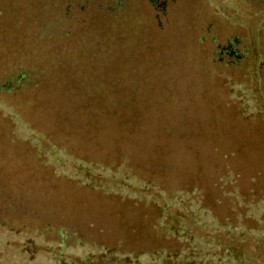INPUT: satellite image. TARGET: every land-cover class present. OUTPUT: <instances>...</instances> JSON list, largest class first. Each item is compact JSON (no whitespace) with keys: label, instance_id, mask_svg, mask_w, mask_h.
Wrapping results in <instances>:
<instances>
[{"label":"rangeland","instance_id":"374dc122","mask_svg":"<svg viewBox=\"0 0 264 264\" xmlns=\"http://www.w3.org/2000/svg\"><path fill=\"white\" fill-rule=\"evenodd\" d=\"M121 1L0 0V82L23 67L36 80L0 90V101L58 143L80 147L76 132H59L46 111L93 110V100L80 106L82 91L105 96L109 108L86 136L101 141L93 158L119 148L132 174L161 178L172 193L202 186L221 194L226 164L244 189L253 179L264 194V0ZM229 44L238 58L219 52ZM14 129L0 114V264H57L58 255L61 264H152L103 251L82 257L89 248L79 239L104 237L125 251L156 246V214L144 202L79 186L44 165ZM59 233L72 247L45 242Z\"/></svg>","mask_w":264,"mask_h":264},{"label":"trees","instance_id":"16d2710c","mask_svg":"<svg viewBox=\"0 0 264 264\" xmlns=\"http://www.w3.org/2000/svg\"><path fill=\"white\" fill-rule=\"evenodd\" d=\"M114 1L115 8L122 6L121 0ZM150 1L155 7L161 5L160 0ZM228 56L236 58L232 53ZM71 64L69 62V65ZM25 83L33 85L36 80L23 67L19 68L13 77L0 82V90L15 92ZM258 98L264 102L263 95ZM92 100L98 103L97 108L93 110L86 109L73 114L68 107L60 106V110H50L49 114L46 111L45 114L47 118H51L59 132L66 135L76 132L80 147L58 143L52 135L53 132L44 131L25 120L14 108L0 101V114L11 118L15 133L32 143L37 154L43 156L41 159L44 165H51L62 175L76 181L79 186L103 190L119 200L133 201L134 204L144 202L156 214L150 226V232L156 235L153 240L157 242L156 246L140 251H125L106 242L104 237L93 241L79 239V247L89 248L82 257L89 258L96 254V251H103L105 254L113 253L118 258L135 257L139 259L138 262H141L142 257L152 264H264V194L256 192L253 179L252 187L249 190L244 189L240 184V173L225 164V170L220 175L221 194L215 193L213 189L205 190L202 186L181 187L172 193L167 190L166 182L161 178L132 174L131 165L119 157V148L116 149L115 156L108 159L93 158L90 150L101 141L96 140L94 145L86 136L96 135H93L92 130L96 132L98 123L103 120L105 111L109 108L105 106V102L109 101V98L90 91H82L78 97L80 106L92 105ZM111 104L112 102H109L108 105ZM60 112L63 114L60 115ZM75 125H78V129L66 127ZM103 173L111 175L116 181L114 179L108 183L100 177ZM151 187L154 191H151ZM221 204L227 207L224 213L218 209ZM96 223L89 221L88 225L94 228ZM59 234L58 239L51 238L46 241L41 237L40 241L55 244L60 252L72 247L66 243V235ZM31 241L35 249L36 238ZM254 254L257 256L253 257ZM62 259L63 257L58 255L56 263L61 264Z\"/></svg>","mask_w":264,"mask_h":264},{"label":"flooded vegetation","instance_id":"af4514ba","mask_svg":"<svg viewBox=\"0 0 264 264\" xmlns=\"http://www.w3.org/2000/svg\"><path fill=\"white\" fill-rule=\"evenodd\" d=\"M219 52L220 53H227L228 55H231V53H232L233 56L238 58L237 54L235 53V50L233 49V45L232 44L220 47Z\"/></svg>","mask_w":264,"mask_h":264}]
</instances>
